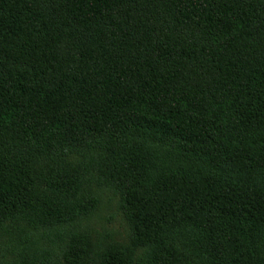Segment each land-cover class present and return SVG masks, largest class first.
I'll return each instance as SVG.
<instances>
[{
  "label": "trees",
  "instance_id": "trees-1",
  "mask_svg": "<svg viewBox=\"0 0 264 264\" xmlns=\"http://www.w3.org/2000/svg\"><path fill=\"white\" fill-rule=\"evenodd\" d=\"M76 147L140 264H264V0H0V223L29 210L60 233L88 213ZM62 244L19 258L132 264Z\"/></svg>",
  "mask_w": 264,
  "mask_h": 264
},
{
  "label": "rangeland",
  "instance_id": "rangeland-1",
  "mask_svg": "<svg viewBox=\"0 0 264 264\" xmlns=\"http://www.w3.org/2000/svg\"><path fill=\"white\" fill-rule=\"evenodd\" d=\"M84 152L82 147L71 148L66 154V159L88 162L82 169L87 179L84 188L96 197L95 204L91 206L88 213L73 219L70 226L63 228L60 233H57V228L53 231L49 228L50 225L47 226L39 220L37 222L41 224L36 226L35 219L30 218L33 215L29 213V210L21 209L12 218L0 223V264H10L13 259H17L18 263L22 264L23 260L19 257L24 254L33 259L37 257L43 244V248L47 250V259L55 258L57 260L62 257L65 249L63 241H67L70 235L79 237L85 242L87 251L92 253V258L99 255L107 245L115 244L132 258V264H140L144 259L147 251L140 247L131 236L128 225L118 207L117 192L101 180L100 166L98 165L100 160L96 157L97 153H93L90 157H84L86 155ZM92 159L97 161L93 162ZM160 163L167 166L168 161L164 160ZM84 188L83 191H85ZM83 191L79 190V192ZM30 221L33 222L30 223ZM20 222L27 223L29 229L38 227L39 233L34 230L27 232L24 230L23 224H18ZM23 240L26 241V244L25 242L23 244ZM31 245H34L32 251ZM91 257L89 256V260ZM40 262L41 259L36 264H40Z\"/></svg>",
  "mask_w": 264,
  "mask_h": 264
}]
</instances>
